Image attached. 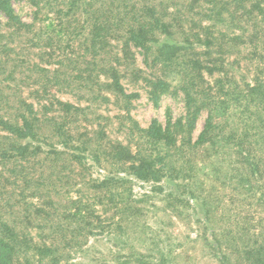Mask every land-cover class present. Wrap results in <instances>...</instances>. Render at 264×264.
<instances>
[{
  "label": "rangeland",
  "instance_id": "1",
  "mask_svg": "<svg viewBox=\"0 0 264 264\" xmlns=\"http://www.w3.org/2000/svg\"><path fill=\"white\" fill-rule=\"evenodd\" d=\"M10 3L24 20L32 19L34 4ZM53 24L58 29L59 20ZM79 38L72 34L67 39L63 56L78 53ZM31 50L25 56L27 66L31 60L39 64L35 75H26L33 79L22 82V75L15 74L20 90L13 79L0 76L4 93L0 99L11 101L15 108L17 102L26 101L41 117L48 113L58 120L61 112L39 106L53 94L74 105L90 104L92 96L81 88L94 85L90 72L84 73V81L71 80L77 88L73 92L43 93L39 87L44 77L52 75L54 61L40 56L38 48ZM236 56L233 53L230 61ZM251 56L244 49L236 59L243 70L235 67V77L224 80L242 85L245 77L252 82L257 72L252 66L248 73ZM135 58L144 73L122 81L121 90L129 97L117 92L110 98L105 89L91 102L93 110L85 117L90 124L70 125L74 135H97L102 140L107 134L123 149L112 156L100 151V163L87 158L84 168L60 158L64 169L58 165L54 179L39 178L29 187L0 177V237L7 244L0 264H264V109L251 103L239 115L241 103L218 104L213 122L217 125L204 131L208 111L197 120H185L182 97L162 94L155 102L149 99L143 80L149 78V70L141 55ZM258 59L255 66L264 62L263 52ZM11 64L6 69L12 70ZM65 71L74 72L73 67ZM206 76L212 92L226 98L223 85L215 81L219 74ZM7 106L3 111L0 107V115L14 114ZM98 121L105 126L102 132ZM50 125L44 122L43 131L48 132ZM225 125L230 127L224 130ZM149 135L157 138V146L144 140ZM147 154L165 157L152 163L157 174L146 170L152 173L150 179L136 176Z\"/></svg>",
  "mask_w": 264,
  "mask_h": 264
},
{
  "label": "trees",
  "instance_id": "2",
  "mask_svg": "<svg viewBox=\"0 0 264 264\" xmlns=\"http://www.w3.org/2000/svg\"><path fill=\"white\" fill-rule=\"evenodd\" d=\"M28 1L36 9L32 19L24 20L10 0H0V76H6L5 80L9 82L13 79L15 83L11 85L20 89L15 74H36L39 64L31 60L27 66L25 56L33 53L32 48H38V54L53 59L50 65H55L50 70L52 75L44 77V84L39 87L43 93L51 94L52 89L73 92L77 88L72 87V81L76 78L84 81V73L90 72V79L95 77L94 85L81 84V88H86L93 100L85 106L74 105L56 98V93L53 98L44 99L45 103L39 106L61 112L58 120L48 113L41 117L34 104L20 101L15 108L11 101L1 98L2 111L8 105L7 108L14 113L0 115V129L4 131L0 132L1 178L13 183L21 181L29 187L39 178L46 179L56 174L58 165L64 169L63 164H59L60 158H67L65 163L70 160L84 168L87 158L100 163V151L101 155L109 153L112 156L118 148L123 149L118 147L121 143H113L107 134H103L104 141L97 135H74L70 125L90 124L85 117L93 110L91 102L101 98L105 89L110 98L116 97L117 92L124 98L129 97L121 90L122 81L144 73L136 64L137 55L143 57L144 66L149 70V78L143 79L149 99L155 102L162 94L182 97L185 120H197L204 110L208 111L204 131L217 125L213 122L218 104L241 103L239 115L251 103L255 109L260 106L264 109V62H259L258 66L254 64L259 61L260 51L264 53V0ZM53 20H59L58 29L54 28ZM72 34L80 37L78 53L73 51L69 57L63 56L62 50L66 49L63 45L69 44L67 39ZM29 35L32 37L27 38ZM55 37L59 41L57 45ZM247 48L252 54L248 58V73L252 66L257 72L254 80L251 82L244 77L242 85L225 81V78L235 77V67L243 70L236 59ZM233 53L237 56L230 61ZM10 63L12 70L6 69ZM72 67L73 73L65 71ZM17 68L23 70L17 72ZM216 73L219 77L215 81L223 85L226 98L217 97L212 92L213 85L206 75L211 77ZM22 76L19 77L22 82L33 79L32 76ZM3 94L0 89V95ZM103 97L107 96L103 94ZM57 106L61 109L55 110ZM44 122L51 124L48 132L43 131ZM98 125L101 127L98 132H102L105 126L99 121ZM225 126L224 130L230 127ZM153 137L149 135L144 140L157 146L159 142ZM153 157L154 154H147L143 160L145 164L137 168V177L150 179L149 175L159 172L152 163L165 157ZM116 161L122 163L119 159ZM22 198L24 201L25 197ZM6 245L0 237V261L7 254ZM47 250H41L42 254H47Z\"/></svg>",
  "mask_w": 264,
  "mask_h": 264
}]
</instances>
